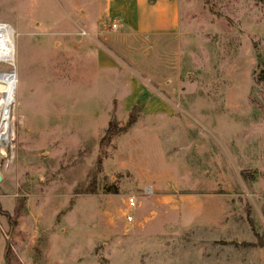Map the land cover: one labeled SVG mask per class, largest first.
<instances>
[{
  "label": "rangeland",
  "instance_id": "obj_1",
  "mask_svg": "<svg viewBox=\"0 0 264 264\" xmlns=\"http://www.w3.org/2000/svg\"><path fill=\"white\" fill-rule=\"evenodd\" d=\"M85 2L0 0V75L18 80L0 145L9 264L263 260L264 0H187L177 60L90 84ZM58 4L73 20H53Z\"/></svg>",
  "mask_w": 264,
  "mask_h": 264
},
{
  "label": "crops",
  "instance_id": "obj_2",
  "mask_svg": "<svg viewBox=\"0 0 264 264\" xmlns=\"http://www.w3.org/2000/svg\"><path fill=\"white\" fill-rule=\"evenodd\" d=\"M186 1L86 0L77 14L86 20V65H95V74L92 75L91 70L86 72V79H89L86 84L98 80L101 71L104 72L103 80L122 82L121 76H115L117 65H171L172 55L177 60L181 52L178 41L180 7ZM57 6L60 13L57 7L53 20L69 22L76 16L77 9L74 11L63 4ZM112 22L118 24L116 31L109 29ZM152 70L148 68L149 75L155 80L158 76ZM166 75L169 76L168 70ZM168 83V79L156 81L158 85ZM132 85L130 94L143 91L136 83ZM4 248L0 240V263L5 259ZM258 248V252L264 255V246ZM254 261L255 264H264V258L260 262Z\"/></svg>",
  "mask_w": 264,
  "mask_h": 264
},
{
  "label": "bare ground",
  "instance_id": "obj_3",
  "mask_svg": "<svg viewBox=\"0 0 264 264\" xmlns=\"http://www.w3.org/2000/svg\"><path fill=\"white\" fill-rule=\"evenodd\" d=\"M17 82L15 73L6 77L0 75V145L8 139L10 108L15 101Z\"/></svg>",
  "mask_w": 264,
  "mask_h": 264
},
{
  "label": "trees",
  "instance_id": "obj_4",
  "mask_svg": "<svg viewBox=\"0 0 264 264\" xmlns=\"http://www.w3.org/2000/svg\"><path fill=\"white\" fill-rule=\"evenodd\" d=\"M137 109H138L137 106L132 107V109L129 113L128 121L123 126H119V124L114 119L110 120L108 122V126L105 130V134H104L103 138L110 139L111 137L119 134L120 132L127 130L136 121L134 111H136ZM98 164H100V160H98ZM11 252H12L11 247L9 245H6L4 248V255H5V263L4 264H9V262L11 260Z\"/></svg>",
  "mask_w": 264,
  "mask_h": 264
},
{
  "label": "built area",
  "instance_id": "obj_5",
  "mask_svg": "<svg viewBox=\"0 0 264 264\" xmlns=\"http://www.w3.org/2000/svg\"><path fill=\"white\" fill-rule=\"evenodd\" d=\"M2 23V22H0ZM118 28V24L116 22H113L111 25H110V29L112 31H116ZM81 34L83 35H88L87 31H82ZM127 205L130 207V208H135L136 206V200L134 197H129L128 200H127ZM132 219V216L131 215H127V220H131Z\"/></svg>",
  "mask_w": 264,
  "mask_h": 264
},
{
  "label": "water",
  "instance_id": "obj_6",
  "mask_svg": "<svg viewBox=\"0 0 264 264\" xmlns=\"http://www.w3.org/2000/svg\"><path fill=\"white\" fill-rule=\"evenodd\" d=\"M1 179H2V176H1V168H0V181H1Z\"/></svg>",
  "mask_w": 264,
  "mask_h": 264
}]
</instances>
